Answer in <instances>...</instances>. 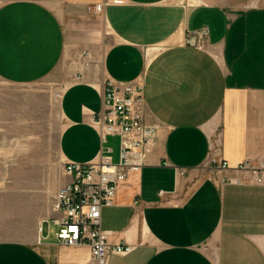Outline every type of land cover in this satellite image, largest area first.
Segmentation results:
<instances>
[{"label": "crops", "instance_id": "1", "mask_svg": "<svg viewBox=\"0 0 264 264\" xmlns=\"http://www.w3.org/2000/svg\"><path fill=\"white\" fill-rule=\"evenodd\" d=\"M81 51L93 64L75 79ZM106 80H143L145 123L158 128L143 169L101 211L109 244L132 248L108 264H264V0L2 4L0 86L59 89L61 129L57 163L0 161V205L13 203L32 228L27 241H0V264H92L87 246L60 244L49 222L56 193L70 183L64 164L98 159L90 118L102 111ZM108 146L117 163L118 138ZM20 154L0 142V157ZM212 158L227 169L211 168ZM244 162L258 175L239 170ZM27 170L37 177L25 178Z\"/></svg>", "mask_w": 264, "mask_h": 264}, {"label": "built area", "instance_id": "2", "mask_svg": "<svg viewBox=\"0 0 264 264\" xmlns=\"http://www.w3.org/2000/svg\"><path fill=\"white\" fill-rule=\"evenodd\" d=\"M103 7V4L94 6L92 13H101ZM92 64L90 52H79L71 62L73 78H82ZM101 94L102 111L90 118L101 140L98 159L85 165L64 164V173L70 177V183L56 193L52 204L55 218L49 222L60 244L87 246L92 264H108L111 254L132 252L128 245L109 244L110 233L101 229V211L114 204L118 188L128 176L143 169L158 137V128L145 123L143 80L130 83L106 80ZM109 137L119 141L117 163L112 160ZM210 165L221 171L228 167L225 161L214 158ZM239 170H249L254 176L258 175L249 162L242 163Z\"/></svg>", "mask_w": 264, "mask_h": 264}, {"label": "rangeland", "instance_id": "3", "mask_svg": "<svg viewBox=\"0 0 264 264\" xmlns=\"http://www.w3.org/2000/svg\"><path fill=\"white\" fill-rule=\"evenodd\" d=\"M9 1L15 0H0V6ZM50 86L47 83L22 89L0 86V142H7L9 146L22 150L19 156L0 157V161L6 158H12L13 161L17 159L18 163H23L24 169L29 166L38 168L41 160L48 162V166L58 162L57 139L61 129L58 101L61 91L50 90ZM37 175L38 172L25 171V178L32 179ZM12 205H0L3 210L0 241H27L32 236L31 221L27 218L16 219L17 212ZM47 227L43 225L44 232H47Z\"/></svg>", "mask_w": 264, "mask_h": 264}]
</instances>
